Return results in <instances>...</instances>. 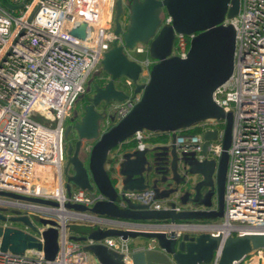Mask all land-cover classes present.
I'll return each mask as SVG.
<instances>
[{"label":"water","instance_id":"obj_1","mask_svg":"<svg viewBox=\"0 0 264 264\" xmlns=\"http://www.w3.org/2000/svg\"><path fill=\"white\" fill-rule=\"evenodd\" d=\"M162 10L170 17L169 24H162ZM238 10L239 0H130L129 24L123 31L119 22L122 0L116 1L113 33L120 41H114L103 55L100 64L104 76H96L102 84L93 90L79 122L72 127L77 141L74 151L68 147L64 171L67 197L74 189H79L100 194L102 199L86 207L0 191V203L12 208L16 215L9 219L0 215V220L21 223L38 233L23 211L35 207L46 216L40 222L44 228L42 241L19 228L0 226L1 252L22 255L30 250L42 251L45 264H50L58 250L59 229H63L65 222L58 214L61 210L70 214L66 218L82 216L89 221L99 218L148 224L145 229H125L115 224L93 229L85 236L83 249L99 264H123L122 254L98 243L109 237H120L123 241L143 238L155 244L153 248L132 251V264H210L215 258L218 264H231L255 250L264 249L262 229L225 237L214 235L212 231L218 225L208 223L222 219L225 210L233 116L223 112L213 94L233 72L235 32L224 22ZM75 34L83 39L85 26ZM175 34H195L183 59L171 55ZM137 44L145 45L146 55L154 61L146 77L140 75L141 61L127 54ZM121 79L131 81V86L123 82L128 91L116 87ZM136 97L130 111L102 132L100 126L107 120L109 106ZM207 120L224 123L221 152L217 158L202 160L201 166L187 170L180 155L182 147L175 144V139L179 132ZM138 132L166 133L169 142L125 153L115 178L123 190L140 192L159 187L172 192L175 201H166L168 208L150 210L134 202L124 206L117 203V189L105 169L107 158ZM215 137V131L203 134L201 154H207L209 142ZM84 141H93V144L85 158H81L79 150ZM186 173L195 175V185L212 195L211 207L184 208L190 195L181 191ZM178 204L183 208L176 211ZM187 221L199 223H183Z\"/></svg>","mask_w":264,"mask_h":264},{"label":"built area","instance_id":"obj_2","mask_svg":"<svg viewBox=\"0 0 264 264\" xmlns=\"http://www.w3.org/2000/svg\"><path fill=\"white\" fill-rule=\"evenodd\" d=\"M115 4L116 0H0V191L86 207L102 199L100 194L86 190H73L69 197L65 193L63 119L70 118L89 76L118 40L110 29ZM6 5L17 8L10 10ZM161 20L162 24L171 22L167 15ZM224 24L235 32L233 72L215 90L213 98L224 113L232 114L233 129L224 217L216 226L224 230L215 227L212 233L227 237L264 230V0H239L238 13L226 18ZM82 25L83 39L75 34ZM194 36L175 34L171 55L185 58ZM134 50L137 54L147 53L141 46ZM153 63L147 56L141 61V77L147 76ZM124 82L131 86L130 80ZM137 99L112 103L117 119L124 117ZM32 117H39L47 125ZM219 122L199 123L195 134L179 132L175 144L183 152L201 154L203 134L214 131L210 126H224L223 121ZM144 133L138 132L129 140L135 142L136 150L147 147ZM217 133L216 140L209 142L208 159L217 158L221 152L223 128ZM90 149V144L83 147L86 154ZM204 159L199 155L200 161ZM154 195L152 189L128 191L119 184L117 203L124 206L121 199L126 197L150 210L168 208L154 200ZM182 208L178 204L175 210ZM67 219L59 229L58 250L50 264H89L91 254L84 251L83 244L69 239ZM90 222L99 227L115 224L125 229L148 228L146 222L99 218ZM36 228L38 233L25 225L19 229L42 241L44 228ZM98 243L122 254L123 264H132L130 240L109 237ZM45 263L42 251L30 250L22 255L0 251V264ZM210 264H218V258ZM231 264H264V249Z\"/></svg>","mask_w":264,"mask_h":264},{"label":"rangeland","instance_id":"obj_3","mask_svg":"<svg viewBox=\"0 0 264 264\" xmlns=\"http://www.w3.org/2000/svg\"><path fill=\"white\" fill-rule=\"evenodd\" d=\"M122 5H123V11H122V14L120 17V22L122 25H124L126 22V19L128 18V14H129L130 0H122ZM164 16H165V11L162 10L161 16H160L161 19H163ZM113 18H114V15H113ZM110 29L112 31H114V23L111 25ZM136 46H141V47L145 48V50H146L145 45L137 44ZM127 54L129 56V58L136 59L138 61H142L146 56L149 57L151 61H153L151 56H148L146 54H137V53H135V50H129ZM101 74H103L102 67H101V64H98L96 69L89 76L87 85L85 87V91L79 97L70 118L68 116L64 117L63 126H64V137L65 138L70 135L72 127L76 123L79 122V118H76V119H74V121H71V117H73V115H77V112H79L80 108L85 103L86 98L88 96H90V94H89L90 92L88 93V90L90 87H88V86L89 85L92 86L93 78H95L97 75H101ZM123 82H124L123 79L117 81L116 87L118 89L128 91V89L124 86ZM109 109H111V110L109 111L108 116L106 117V119H107L106 122H108V124L110 123V125L112 126L114 123H116L118 121V119H117L116 111L112 110L111 106H109ZM17 110L20 111L19 109H17ZM32 118L34 120H36L37 122H40L42 124L47 125V123L44 120L40 119L39 117H32ZM216 122L218 124L220 123L219 121H216ZM110 125L106 126L105 122H102L101 126H100L101 131L102 132L106 131L108 128H110ZM210 127H211V129L216 131V137L218 135L217 132L220 129L224 128V126H217V125L210 126ZM216 137L214 140H216ZM89 144L92 146L93 141H84L83 147L85 145H89ZM86 155H87L86 152L83 150V152H82L83 158H85ZM180 155H181V158L183 160V165L186 166L187 170L191 169V168L194 169V168L201 166L203 164V163H200V160H199V155H201V154L194 151V150H187L185 152H181ZM202 155L205 156L204 161L208 160L206 154H202ZM111 179H112L113 183L116 184L115 185L116 189H118L119 184L117 183L116 178L111 176ZM183 181H184V185H183V188L181 191L190 193V195L187 197V202L190 205L189 207H191L192 209L211 207L210 199H211L212 195L208 194L203 188H200V186L195 185L197 183L196 179H195V175H191L189 173H186L185 179ZM149 189L153 190V192L155 194L154 200H156V201L162 202L166 205H169L166 201H169V200L175 201V198H174L172 192H169V191L162 189V188H159V187H149ZM74 190H76V189H74ZM121 200L124 202V205L127 203H133V201L131 199L126 198V197H122ZM187 207H188V205L184 206V208H187ZM25 211L35 226H37V227L42 226L40 222H41L42 218L46 217L45 215H43L40 211H36V210L25 209ZM183 223L195 224V223H199V222L198 221H187V222H183ZM208 223L219 224V223H221V220H210V221H208ZM13 225L18 227V228H23V225L21 223H14ZM98 227L99 226L97 224H93V223L90 224V223L82 222L81 218L70 217L67 219L66 230H67L69 239L71 241L78 242V243L82 244V242H84L83 240L85 239V235H83V234H85V233L87 234L90 230L98 228ZM191 234H193L194 236L197 235L196 233H190V235ZM81 235H83L82 238H80ZM132 241H133V244L140 242V243H143L145 245L146 244H152L153 246H155V244L153 242L146 240V239H143V238H137V239L130 240V242H132ZM88 261H89V264H98L94 259H92L91 255H89Z\"/></svg>","mask_w":264,"mask_h":264},{"label":"crops","instance_id":"obj_4","mask_svg":"<svg viewBox=\"0 0 264 264\" xmlns=\"http://www.w3.org/2000/svg\"><path fill=\"white\" fill-rule=\"evenodd\" d=\"M105 124H106V126L110 125V123L107 124L106 122H105ZM197 128H198L197 126H194L192 129L195 130ZM162 137H164L162 133L146 132V133H144L143 143L146 144L147 148L149 149V148H151V147H153L155 145L164 144V143H160V142H157V143H153L152 142V140L159 139V138H162ZM168 138H170L169 135H168ZM130 142H132V141L125 142L123 145L118 146L115 150H113L111 153H109L108 158H107V162H106V165H105V169L107 170L108 174H110V177L111 176L116 177V175L118 174L119 164H120V162L122 160L123 155L125 153H127V152H131V151L136 150L135 149V144H134V146H129ZM187 205H188L187 208H191V207H189L190 206L189 204H187ZM75 218H79V217H75ZM81 221L91 224V222L89 220H86L84 218H81ZM191 235H193V234H191ZM82 237H83V235L80 236V238H82ZM82 244L84 246L86 244V241L82 242ZM130 246H131V250L132 251L138 250V249L154 247L152 244H146L145 245V244L140 243V242L133 244V241L130 242Z\"/></svg>","mask_w":264,"mask_h":264},{"label":"flooded vegetation","instance_id":"obj_5","mask_svg":"<svg viewBox=\"0 0 264 264\" xmlns=\"http://www.w3.org/2000/svg\"><path fill=\"white\" fill-rule=\"evenodd\" d=\"M114 13H115V12H114ZM114 18H115V14H114ZM114 18H113V23H114ZM119 22H120V18H119ZM128 24H129V14H128V18L126 19V22H125L124 25H122L121 22H120V25H121V28H122L123 31L126 30ZM117 41H120V38H118ZM146 51H147V48H146ZM103 76H104V73H103ZM87 82H88V81H87ZM101 84H102V82H100V81L98 80L97 77L93 78V80H92V86H90V85L88 84V85H89L88 87H90L89 90H88V93L90 92V93H89L90 96H88V97L86 98L85 103H84L83 106L80 108L79 112H77V115H73V117H71V119H73V121H74V119H76V118H79V119L81 118V115H82L81 113L83 112L84 107L87 106V104L89 103L88 100H89V98L91 97V95L93 94V90H94L97 86H100ZM86 85H87V83H86ZM77 101H78V100H77ZM76 103H77V102H76ZM72 113H73V112H72ZM76 141H77V137H76L75 132L73 131V128H72V129H71V133H70V135H69L67 138L64 137V139H63V144H64V147H65V153H66V155H67V150H68V147H69V146H71V147H72V151H74ZM82 152H83V144L80 146V150H79V156H80L81 158H83V156H82ZM181 195H183V194H181ZM0 201H1V200H0ZM178 202L180 203L179 200H178ZM36 211H39V210H36ZM23 213H24L25 215H27L25 210L23 211ZM0 215L6 217V218H8V219L11 218V217H15V216H16V215L12 212V208H7V205H5V204H1V203H0ZM29 218H30V217H29ZM14 223H18V222H10L9 220H8V221H2V220H0V226H3V227H7V226H9V227H16V226L13 225Z\"/></svg>","mask_w":264,"mask_h":264},{"label":"trees","instance_id":"obj_6","mask_svg":"<svg viewBox=\"0 0 264 264\" xmlns=\"http://www.w3.org/2000/svg\"><path fill=\"white\" fill-rule=\"evenodd\" d=\"M111 126V125H110ZM195 133H198V129H190V130H186V131H181L180 132V134H183V135H189V134H195ZM163 134V136L164 137H162V138H159V139H155V140H152V142L153 143H157V142H160V143H164V144H166V143H168L169 142V138H168V135L166 134V133H162ZM130 145L129 146H134V142L132 141V142H130L129 143ZM123 145V144H122ZM115 150V149H114ZM91 231H93V229L92 230H90L87 234L85 233V234H83V235H88Z\"/></svg>","mask_w":264,"mask_h":264},{"label":"bare ground","instance_id":"obj_7","mask_svg":"<svg viewBox=\"0 0 264 264\" xmlns=\"http://www.w3.org/2000/svg\"><path fill=\"white\" fill-rule=\"evenodd\" d=\"M29 209L31 210H41V209H38V208H35V207H29ZM58 214L63 218L65 219L66 217H68L70 214L67 213L66 211L64 210H61L60 212H58ZM79 218H83L82 216H77ZM215 229H218V230H224V228L222 227H216Z\"/></svg>","mask_w":264,"mask_h":264}]
</instances>
